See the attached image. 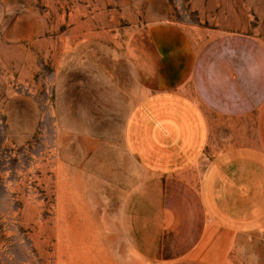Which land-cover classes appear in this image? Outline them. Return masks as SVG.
I'll list each match as a JSON object with an SVG mask.
<instances>
[{
	"label": "rangeland",
	"instance_id": "rangeland-1",
	"mask_svg": "<svg viewBox=\"0 0 264 264\" xmlns=\"http://www.w3.org/2000/svg\"><path fill=\"white\" fill-rule=\"evenodd\" d=\"M157 21L197 48L264 43V0H0V264H156L151 107L200 111L189 87L153 104L134 75Z\"/></svg>",
	"mask_w": 264,
	"mask_h": 264
},
{
	"label": "crops",
	"instance_id": "crops-1",
	"mask_svg": "<svg viewBox=\"0 0 264 264\" xmlns=\"http://www.w3.org/2000/svg\"><path fill=\"white\" fill-rule=\"evenodd\" d=\"M144 31L150 51L137 46L130 63L153 104L188 87L200 104L181 123L158 118L176 114L171 108L151 107L152 144L164 149L154 152L156 164H165L155 175L156 264H256L264 244V43L226 33L197 48L163 21ZM178 138L185 154L176 152Z\"/></svg>",
	"mask_w": 264,
	"mask_h": 264
}]
</instances>
